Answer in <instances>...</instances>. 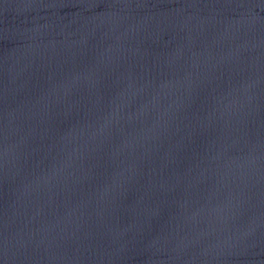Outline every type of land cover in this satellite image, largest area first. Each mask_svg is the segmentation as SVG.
Masks as SVG:
<instances>
[{"label": "water", "instance_id": "95a60500", "mask_svg": "<svg viewBox=\"0 0 264 264\" xmlns=\"http://www.w3.org/2000/svg\"><path fill=\"white\" fill-rule=\"evenodd\" d=\"M0 264H264V0H0Z\"/></svg>", "mask_w": 264, "mask_h": 264}]
</instances>
